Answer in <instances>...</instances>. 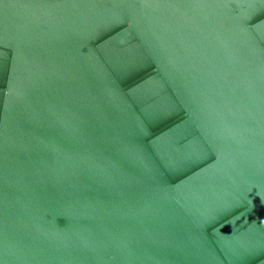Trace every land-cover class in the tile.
Here are the masks:
<instances>
[{
	"label": "water",
	"instance_id": "water-1",
	"mask_svg": "<svg viewBox=\"0 0 264 264\" xmlns=\"http://www.w3.org/2000/svg\"><path fill=\"white\" fill-rule=\"evenodd\" d=\"M0 264H264V0H0Z\"/></svg>",
	"mask_w": 264,
	"mask_h": 264
}]
</instances>
